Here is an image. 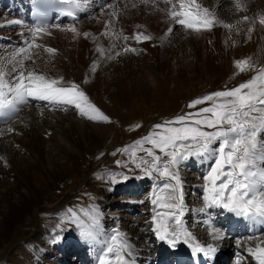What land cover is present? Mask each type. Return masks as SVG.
<instances>
[{
    "label": "rangeland",
    "instance_id": "374dc122",
    "mask_svg": "<svg viewBox=\"0 0 264 264\" xmlns=\"http://www.w3.org/2000/svg\"><path fill=\"white\" fill-rule=\"evenodd\" d=\"M119 2L120 0L115 1V3ZM198 3L205 7H217V10L220 13H215L216 17L219 18V16L221 15L220 19H224V24L233 26L230 28L226 27V29L230 31H238L236 25L241 19L240 16H243V14L245 16V11L237 7L236 0H199ZM247 4V10L248 12L253 14L254 20L251 31L248 32L244 39L239 40L238 43L234 45V47L232 46L231 49L221 43L219 45L216 44L215 46L216 49L219 48L218 46H221L225 50V55H223L224 57L221 56L222 52H220V55L216 58V64L222 65L221 70H218L217 72H215L214 70H206L205 68H203L202 62L199 63L197 70L194 71L188 72L186 70L184 71L180 69L178 72L175 70L173 72L174 76H172V78L169 77L167 69L162 71L159 70L158 72H156L158 74L156 76V79L158 81L156 82L157 84H150L147 81H139L136 79V76L140 72L139 69L142 68L153 73V70L158 68V62L156 61L157 56L155 54L147 52L143 48L142 44H133L134 40L125 39V41L128 42L124 41L122 45L118 46V48H120L119 50L122 51H117V58L123 57V60L128 57L134 58L131 61L128 60L126 61L127 63L125 62L123 64L126 65V68L114 66L111 70L106 69L105 71V69H103L104 63L102 62L100 64H96V73L92 76L89 75L87 77H85L84 74L81 73V71H83L84 69L83 64L80 62V56L83 48L80 44L75 43L74 50L77 54L75 70L77 78L66 79L67 77H73L72 73L59 65L56 56H61L63 51L68 52L69 47H65L61 43L53 42L52 39L48 40L44 38H37L36 43L42 46L41 48L37 49L41 51V53L45 56L52 55V57L49 58L51 62L50 65L43 64L42 67L49 74L53 72L57 73L58 76L63 77V79L67 83H76L80 86V89L85 92V94L86 92H88L90 95L95 92L98 93L95 97V103L97 105L95 104L96 106H94L99 109L100 113L109 117L110 122L93 120L86 116H83L80 113H77V108L73 105L65 104L64 107V105L56 104L54 106L52 105L50 108L49 106H43L44 109L47 107L46 109L48 111H51V113L55 115L57 114V111L54 110L57 109L58 112L59 110H64V112L70 111L69 115L75 117L72 122H69V120L62 121V124H64L63 130H61V127L56 124L55 119H51L48 122L49 131L45 132L46 136L43 137L41 136L42 134L39 135L40 137H42V140H44L41 145L46 146V144H50L53 148L52 152L54 151V148L57 146V149L59 145L57 141L52 140L51 135L53 129H57L62 136H64V132L66 130H71V134L69 133L67 137V143L69 147H74L75 143L77 144L82 142L84 136H88L89 134L94 133L93 130L96 123L98 125H103V128H101L102 136L100 135L99 138H96L95 140H91V138L88 139L86 141L88 143V146H84L82 143L80 144L84 149L88 147H91V149L88 150L85 156V161L82 162V160L78 159V166H76L77 168L74 169L73 172L69 173L63 180V182L58 184L60 190L51 189L49 191H46L44 195H39L42 205H35L34 207H32L33 210H31L29 215H27L26 213V217L23 221L12 224V231L8 232L9 234H6L5 232L3 233L0 227V264H47L46 262L53 264H63L65 262H68L69 260H74L73 262H70V264H78L79 260H76V257L74 259L72 256H69L66 261L59 262V260L65 259L64 256L66 255H64L62 247L60 246V244H58L57 238L55 239L52 233L50 234V232L52 230V227L61 228L60 226H54L58 224L56 222L59 219H64V221L69 220L73 214H75L77 221L84 219L86 223L93 224L95 220L92 221V219H98V215L95 212L93 206V204L97 202L101 204L100 209H102L104 213H118V215L116 216L101 219V222L106 225L103 226L104 229L109 232L108 237H111L113 235L112 232L115 233L114 230L118 229L120 231L123 227L126 228L124 234H128V232H130V238L131 232L132 236H136L138 226H143V229L145 231L150 228L148 232L153 229L151 225V216L149 217L146 214L147 212L141 213L140 216H131L129 212H126L125 207H127L128 204H133L135 206H138L140 204V201L138 199H128L126 197L127 194L130 193L129 191H132V196L141 195V192L144 189L145 190L142 192L143 195L146 194V192L150 193V190L151 192H153L154 188L151 187L157 186L159 189L160 187H162L164 181L160 180V177L155 172H153L152 176L147 177L144 176L139 169L135 168V165L131 160L130 146H132L135 141L147 136L150 132L154 131V125L163 124L165 120H170L186 113L196 112L200 108L210 106L211 102H205L203 104L196 105L193 108L188 107L190 102L197 99L200 95L203 97L217 91H224L230 86H233L230 87L231 89H233L241 83L245 82V80H250L259 71V69L264 67V25L259 22L260 18L264 16V0H246V5ZM121 5H123V7L121 8L126 11L125 5L130 6L131 2L126 1L125 5L123 3L120 4V6ZM161 5L164 9L162 14L159 13L160 17L161 15L165 16V8L167 7V4L165 3H161ZM155 16L156 15L153 14L151 17L155 18ZM259 16L261 17L259 18ZM121 17L122 14L120 18ZM167 26L168 28L173 29L174 36L171 35L172 39H170V37L165 40L160 38L157 42V44H159L158 46L162 48L164 47V50L162 51L163 55L159 58L161 63L163 64L162 68L166 64H168L169 61L174 62L179 59V61L182 62L180 58L186 55L188 51H191V48L196 46L195 44H197V42H193L194 34H192V30L186 29L183 26H179L178 24L176 25L174 21L172 22V25L171 23H168ZM54 29L56 28H52L51 30ZM13 31L14 28H0V33L4 34L14 33ZM68 35L72 39L73 33L71 31H68ZM120 38L122 39L124 37ZM168 39H170V41ZM91 40L93 39H90L89 41ZM161 40H164V43ZM44 47H54L55 52L48 53L44 51ZM126 48H134L136 49V51H125L124 49ZM194 49H197V47H195ZM86 50L88 52L95 51L96 53H98L93 48L91 43L86 46ZM16 51L17 50L15 49L8 48L5 50L0 49V58H3V60L6 62L11 61V63L8 64L9 68H11L13 65H16V61L12 60L13 54L16 53ZM141 52H145V54L141 55ZM243 60H248L249 65L245 66L247 70L240 71L235 62ZM84 61L88 66H91L95 63L93 59L88 57ZM35 66H37V63H35ZM89 78H91V81H88ZM242 78L243 82H238ZM86 80L88 81V84L92 83V85H90L89 87L86 86L85 89H82V83L80 84V82H84ZM21 104L22 103L16 105V113H19L25 109L21 107ZM19 107L21 108L18 109ZM186 110L189 111L187 112ZM8 112L9 111L5 110V113ZM17 121L20 120L17 118ZM4 123H6V121L0 124ZM205 130L210 131L211 129ZM15 135H17V137L19 136L18 134ZM81 135H84L83 138ZM126 146L129 147L128 152L123 151ZM146 146L150 148L152 147L151 144L147 143L143 145L144 148H146ZM59 150L61 152V148ZM155 153L156 155H163L159 149H155ZM21 155L24 156V158H22L21 160L19 158L14 159L11 157L10 160L20 161V166L24 165L26 167L28 165V167H30L33 171L41 173L40 169L37 170L38 168L34 167L36 164H38V162H36L35 160L37 158L34 154L33 149H31V151H27L26 147H23V149L21 150ZM136 156H146V153L137 150ZM56 157L57 161H64L65 159L62 158V156ZM189 158L192 159L191 157ZM118 161L121 163H117ZM1 162L2 159L0 158V163ZM213 162L214 161H212L211 163ZM50 164H53V162L50 161ZM183 165L184 162L181 163V167L179 165L177 166L178 171L182 168ZM194 165L197 171L200 170L198 175L195 173L193 175V170H191L190 167H185V170L181 169L182 175H180V171L179 175L182 181L185 180V182L190 181L191 183H193V185L191 184L192 187L189 182L187 184V187L185 185L184 193L187 191V189L190 188V190H192V188L194 187L196 188L197 195H199L201 193V190H203V185L205 183V181L202 184L198 183L200 176H202L204 180V175L201 172L203 170V167L197 166L196 164ZM3 166L4 163L2 164V167ZM49 166L51 167L52 165ZM111 168L113 169L112 172L110 170ZM11 169L13 170V167H11V165H8V167L5 168L4 171L11 172ZM209 170L207 169V172ZM13 172L15 173V170H13ZM23 173L24 171L18 170L16 175H23ZM120 173L127 174L132 178L125 181L120 175H117ZM113 175L116 176V180L119 182H111V177ZM154 175L158 176L157 179H159V181L154 178L153 180L151 179ZM137 177L143 178L142 183L136 181V184H134L133 187H124L125 183L135 182V180H137ZM38 183H40V186H38V188L44 189L47 187L46 183L43 180H39ZM6 184L12 186V190L14 192V195L16 196L15 201L18 206L20 205V202L17 199L18 189L14 178L0 171V221L5 220V218H7L11 212L9 203L7 202V200H5L4 197L1 196ZM136 185H139V187H143L140 189L137 188V190H140V192H136ZM146 186L149 188H146ZM22 190L23 192H25V190L27 189L22 188ZM63 193H65L64 198L62 195ZM123 195L126 197H124ZM185 198L188 201H196V193L194 191H192V193L190 194L186 192ZM122 199L126 200L127 203L125 202V204H121L120 200ZM202 201H204L203 197L201 198L200 203H202ZM46 204L52 205L46 206ZM143 205L145 206L144 209L146 210L147 204L144 203ZM196 205L197 206H195V210L191 209L190 207L191 214L189 213V215L193 219L200 214L199 209H201L202 207L201 204ZM152 206L153 204L151 202L149 209L150 212L153 211ZM191 224L192 222H188V226L191 227ZM42 228L43 230L40 231ZM152 237L153 235L150 237L148 236L147 239L151 240ZM75 240L77 239L71 240L72 242L66 241L65 249L79 251V245L75 242ZM155 240L157 239L155 238ZM84 252H87V255L91 257L94 250H92V248L85 247L84 251H80V255L81 253L84 254ZM81 262L82 261H80V263ZM138 262L139 264H142L140 260H138ZM153 262L154 261H152L151 263L153 264ZM230 262L231 257L228 256L225 263L229 264Z\"/></svg>",
    "mask_w": 264,
    "mask_h": 264
},
{
    "label": "bare ground",
    "instance_id": "6f19581e",
    "mask_svg": "<svg viewBox=\"0 0 264 264\" xmlns=\"http://www.w3.org/2000/svg\"><path fill=\"white\" fill-rule=\"evenodd\" d=\"M88 1H89L90 11L85 18L83 17L84 19H79L74 24H65V23L58 24L59 27H57V29L53 31H51L50 28H48L51 35H42L38 37L48 40L52 39L53 42L61 43L65 47H69L68 52L63 51L61 56H56L59 65H61L64 69L72 73L73 77H67L66 79L77 78L76 70H75V62L77 57V54L75 53L74 50L75 43L80 44L83 48V51L80 56V62L84 66V69L83 71H81V73H83L85 77L89 75L90 76L94 75L96 73V67H95L96 64H100L102 62L104 63L103 69H105V71L106 69L111 70L114 66L117 67L120 66L122 68H126V65L123 64L128 60L131 61L134 58L128 57L125 60H123V57L120 58L116 57L118 53L117 51L120 49L118 48V46L122 45V43L125 41L124 38H122L123 39L122 40L120 37H128V39L134 40L133 44H139V45L142 44L143 48L147 52L153 53L157 56L156 61L158 62V68L154 69L153 73H151V71L149 70H145L142 68L139 69L140 72L136 76V79L139 81L144 80L150 84H157L156 82L158 81L156 79V76L158 74L156 72H158L159 70L162 71L167 69L169 77L172 78V76H174L173 72L175 70L178 72L180 69L184 71L186 70L188 72L194 71L197 70V67L199 66L200 62H202V66L206 70L209 71L214 70L215 72H217L218 70H221L222 65L216 64V58L217 56L220 55V52H222L221 56L225 55V50L221 46H218L219 48L216 49L215 48L216 44L219 45L221 43L231 49V47L232 46L234 47V45L237 44L239 40L244 39V37L250 31L254 21L253 14L248 12L247 10L248 4L246 5V0H241V4L243 5L242 9L245 11V16H248V19L245 20L243 18L244 14L243 16H240L241 19L236 25L238 31L236 30L230 31L226 29V27L219 25L213 26L211 30H201L199 32L192 31V34H194L193 42H197V44H195L196 46L192 47L191 51H188L186 55L180 58L182 62H180L179 59L174 62L169 61L168 64H166L162 68L163 64L161 63L159 58L163 55L162 51L164 50V47L162 48L158 46L159 44H157V42L160 38L165 40L168 37L172 39V36H174L173 29L171 28L172 31L169 32L168 31L169 25L167 26L168 23H171L172 25L173 22V20L170 19L168 16V11L170 8L166 10L165 16L161 15L160 17L159 13L162 14L164 8L159 6L158 0H148L149 4L143 3L141 2V0H120L124 5L126 1L131 2L130 6L125 5L126 11H124L121 8L120 4H116L112 7L109 6L107 9H105V7H103L104 5L101 4L102 2H98V0H88ZM162 1L165 0H159V2ZM133 5H135V7H133ZM206 8L213 11L214 13H220L217 10V7L210 8L206 6ZM7 10L9 11L16 10L14 1L10 3L8 0H0L1 29L16 27V23H13L14 20L8 15ZM113 11L117 12V16L112 15ZM120 14H123L122 18L118 19L119 18L118 16ZM153 14L156 15L157 17L156 16L155 18L151 17ZM220 16L218 19L224 22V19H220ZM73 26L77 29L80 35H77L76 33H73L71 31L73 33L71 39L70 36L68 35V31L70 30L67 29H70ZM34 28L35 27L26 31L22 29H17L13 31L14 33L7 34L4 41H0V49L2 50H5L7 48L15 49L17 50L16 53H18V50L20 48H27L28 43H30L32 39L31 30ZM20 31H25V33H21ZM106 32L108 33V35H105ZM83 33H89L90 35L86 38L83 36ZM137 33H143L144 35H148L151 37V39L137 41L134 38ZM117 36H119V38H117ZM90 39L93 40L89 41ZM170 39L168 40L170 41ZM164 40L161 41L163 42ZM90 43L98 53H96L95 51L88 52L86 50V46ZM195 47H197V49H194ZM51 48L54 49V47ZM99 49H103V52L101 53ZM70 51H72L73 53ZM140 54L144 55L145 52H141ZM32 56L33 59L28 60L24 58L25 57L24 53H20L19 55H16L14 59L12 57V60L16 61V65H18L20 61H23L24 67L26 69H35L36 71L42 72L49 77L59 78L57 73L53 72L49 74L42 67L43 64L50 65L51 62L49 58H51L52 55L45 56L37 48H34L32 51ZM87 57L93 59L95 63L91 66H88L84 61ZM35 63H37V66H35ZM93 67H95L94 71H93ZM63 81L67 83L64 79ZM88 81H91V78H89ZM88 81L86 80L84 82H80V84L82 83V89H85L86 86L89 87L90 85H92V83L88 84ZM97 94L98 93L95 92L92 95H90L88 92H86L89 101L93 105L96 104L95 97L97 96ZM21 105H22L21 107L25 109L24 110L21 109L22 111L19 113H16L17 110L16 109L15 111L5 113L4 115H0V117L3 116L6 118L5 120L6 123L0 124V158L2 159V162L0 163L1 164L0 171L14 178L18 189L17 199L20 202V205L18 206L15 201L16 196L14 195V192L12 190V186L6 184L4 186V190L2 191L1 196L4 197L5 200H7V202L9 203L11 212L10 215L7 218H5V220L0 221V227L2 229V232L3 233L5 232L6 234L12 231V227H13L12 224L23 221L24 218L26 217V213L27 215L30 214L31 210H33L32 207H34L35 205L36 206L42 205L39 195H44L46 191H49L51 189L60 190L58 184L63 182V180L67 177V175L73 172L74 169L77 168L76 166H78L77 163L78 159L82 160V162L85 161V156L88 150L91 149V147L84 149L80 144L82 143L84 146H88V143L86 141L90 138L91 140H95L96 138H99L102 132L101 128H103V125L101 124L98 125L96 123L93 130L94 133H91L88 136L81 135L82 138L84 136L82 142L77 144L75 143L74 147H69L67 143L68 140L67 137L69 133L71 134V130L69 129L66 130L64 132V136H62L57 129H53L51 135L52 140L57 141L59 145L58 148L56 149L57 147L56 146L54 148V151L52 152L53 148L50 144H46V146L41 145V143H43L44 140H42V137H40L39 135L42 134L41 136L43 137L46 136L45 132L49 131L48 122L51 119H55L56 124L61 127V130H63L64 124H62V121L69 120V122H72L75 117L69 115L70 111L64 112V110L61 111L59 110L58 112L57 109L55 110L53 109L54 111H57L56 112L57 114L55 115L51 113V111H48L46 109L47 107L44 109L43 106L44 107L49 106L50 108L52 105L54 106L56 104L50 102L48 103V101L45 100L28 98V100L22 103ZM60 105H64L65 107V104H60ZM21 107H19L18 109H20ZM77 113H80L78 109H77ZM17 118L20 121H17ZM15 134H18L19 136L17 137V135ZM23 147H26L27 151L28 150L31 151V149L34 150V154L37 158L35 160L36 162H38V164L36 165L34 164L35 165L34 167L38 168L37 170L40 169L41 173L39 172L37 173L33 171L30 167H28V165L26 167L24 165L23 166L21 165L22 166L21 168L19 164L20 161L10 160V157L14 159L19 158L20 160L24 158V156L21 155V150L23 149ZM60 148H61V152L59 150ZM56 156H62V158L65 159L64 161L61 160L57 161ZM191 158H192L191 162L195 161L197 166L203 167V170L201 172L205 176L207 169L209 170L210 163L213 161V159L209 157H197V156H191ZM50 161H52L53 164H50ZM183 162L184 161H182L181 163ZM3 163L4 166L2 167ZM8 165H11V167H13L15 173L13 172L12 169L11 172L4 171V169L7 168ZM49 165L52 166L50 167ZM186 165L187 163L184 162L183 166ZM181 169H185V167L184 168L182 167ZM181 169L179 170L181 173L180 175H182ZM18 170L24 171L23 175L21 174L16 175ZM110 170L112 172L113 169L111 168ZM195 174L198 175V173ZM153 178L159 181V179H157L158 178L157 175H154L151 179L153 180ZM39 180H43L46 183L47 187L44 189L38 188V186H40V183H38ZM142 180L143 178H137L135 182L125 183L124 187H133V185L136 184V181L142 183ZM184 182L185 180L182 181L183 193H184L185 185L187 187L188 182L190 185L191 184L193 185V183H191L190 181L185 183ZM22 188L23 189L25 188L29 191L25 190V192H23ZM193 190H196V188L193 187L192 191ZM136 192H140V190ZM185 193L183 196L184 205H185V214L182 219L187 227V230L192 233V235L195 237L196 242H199L201 245L204 246L211 245L215 249V251L207 255L203 253L193 255L191 251V247L189 246L193 244L191 240L188 242V244L178 243L177 248L175 249L170 248L169 245H167L163 241H160L157 238L153 230L154 225L151 222L153 229L150 232L145 231L143 229V226H138L136 236H132V232H131V238L129 234L130 232H128V234H124V232L126 231L125 227H123L120 230V232L124 234V238L131 245V252L133 255L129 258L130 264H139L138 260H140L142 264H151L152 261H156V258H153L154 257L153 254L156 253L158 249L161 250L160 251L161 253L159 255L160 257L163 255V253L166 250L170 251L169 254H172V252L175 251L177 257H184L185 255L192 256L195 259L194 260L195 264H224L225 261L224 259L228 256H232V261L230 264H243V262H245L244 259L246 258V254L249 253L247 251L249 247L255 248L256 243H260L261 246L264 247V220L257 219L254 221L244 217H240L241 226H244L242 232L247 231L248 233L247 236L245 235V233L243 234V236L241 234L238 235L236 229L232 231L231 230L225 231L224 227H220L218 224L216 225L213 224V222H215L216 219L221 217L219 216V212L225 210L222 208L210 207L207 210L208 212L206 211V212H200V214L198 213L200 216L197 215L194 219H190V221H192V224L191 227L190 226L188 227V220L189 217H191L189 215V213L191 214L189 208L191 207L193 210H195L196 208L195 206H197L196 204L198 205L201 204L200 201L201 198L204 196V191L201 190V193L199 195H197V191H196V201L193 202L190 200L188 201L185 198ZM62 195L64 198L65 193H63ZM120 201L121 204H125L126 202V200L123 199ZM202 203H204V201H202ZM51 205L52 204H46V206H51ZM201 206L204 207L203 204H201ZM153 207L154 206H152V210ZM97 214L99 219L95 220L93 224L82 222L79 220L77 221L76 219H69L65 221L64 219L63 220L59 219L56 222L58 224L54 226H60L61 228L52 227V230L50 232V234L52 233L55 239L57 237H60V239L57 241L58 244H60L62 247H64L66 241L72 242L71 240L77 239L75 240V242L78 243L79 247H81V250L84 251L85 247L92 248V250H94V252H92L91 257L87 255V252H84L83 255L76 256V260H79L78 264H83V263L99 264V257L103 255V252L106 249L107 244L110 242L111 237H108L109 232L106 229H104L103 226L106 225L101 222L102 221L101 219H106L108 217L116 216L118 215V213L113 212L111 214H108V213H103L101 210H99ZM150 216L149 217L152 220L153 211H151ZM230 218L232 219L228 225H230L236 219L233 218L232 216H230ZM82 229L93 231L96 238L94 240L83 238L81 236ZM213 229L218 230L221 238L218 239L214 238ZM112 234L115 233L112 232ZM152 235H153L152 239L148 240L147 237L148 236L150 237ZM234 237H238V238H234ZM155 238L158 241L155 240ZM68 251H69L68 253H70L72 250H68ZM67 254L64 255L67 256ZM250 258L253 259V256L250 255ZM62 261H66V259L59 260V262ZM80 261L82 262L80 263ZM46 263L53 264L49 262Z\"/></svg>",
    "mask_w": 264,
    "mask_h": 264
},
{
    "label": "snow or ice",
    "instance_id": "6c2138e0",
    "mask_svg": "<svg viewBox=\"0 0 264 264\" xmlns=\"http://www.w3.org/2000/svg\"><path fill=\"white\" fill-rule=\"evenodd\" d=\"M64 2L79 6V0ZM141 2L147 3L148 0ZM165 2L171 5L169 18L186 29L199 32L211 30L216 25L233 27L224 24L213 11L202 7L197 0ZM177 5L179 10H176ZM236 5L243 8L241 0H236ZM66 15L74 16V12L68 11ZM112 15L117 16V12L113 11ZM244 19L247 20L248 17L245 16ZM259 22L264 25V16ZM67 30L80 35L74 26ZM168 31L171 32L172 29L169 28ZM42 35H51L46 25L32 29L31 42L27 48H20L18 53H14L13 59L24 53L25 59L32 60L33 49L42 47L36 43L37 38ZM89 35L83 33L86 38ZM134 38L137 41L151 39L143 33H137ZM124 50L136 51L134 48ZM44 51L54 53L55 49L44 47ZM99 51L102 53L103 49ZM9 63L11 61L6 62L0 58V115H4L5 110L15 111L17 104L33 98L53 104L73 105L83 116L110 122L109 117L99 112L76 83H65L63 77L52 78L35 69H26L23 61L11 68L8 67ZM235 63L240 71L247 70L245 66L249 65L248 60ZM205 102H211L210 106L165 120L163 124H156L153 126L154 131L130 146L135 168L144 176H152L155 172L164 181L162 187L154 189L152 193V223L157 238L173 249L177 248L178 243L188 244L191 240L193 244L189 246L193 255H207L215 249L211 245L204 246L196 242L182 219L185 214L184 193L177 166L191 156L209 157L214 161L204 176V207L199 209L200 212L218 207L238 217L264 220V140L260 139L264 133V68L237 87L197 98L188 107L193 108ZM146 143L152 147L144 148ZM214 144L218 146L213 148ZM155 149H159L163 155H156ZM137 150L145 152L146 156L137 157ZM123 151L128 152L129 147L126 146ZM117 175L125 181L132 178L123 173ZM111 182L119 181L113 175ZM70 219H76L75 214ZM213 234L214 238H221L218 230L213 229ZM81 236L92 240L96 238L94 232L87 229H82ZM247 251L257 264H264V247L260 243H256L255 248L249 247ZM132 255L131 245L117 229L103 255L99 257V264H130L129 258Z\"/></svg>",
    "mask_w": 264,
    "mask_h": 264
}]
</instances>
